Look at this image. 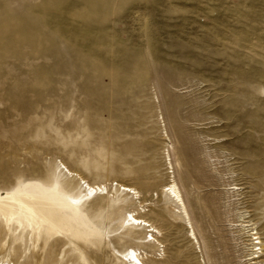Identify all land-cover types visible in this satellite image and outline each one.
<instances>
[{"label": "rangeland", "instance_id": "374dc122", "mask_svg": "<svg viewBox=\"0 0 264 264\" xmlns=\"http://www.w3.org/2000/svg\"><path fill=\"white\" fill-rule=\"evenodd\" d=\"M8 191L50 219L0 208V263L264 264V0H0Z\"/></svg>", "mask_w": 264, "mask_h": 264}, {"label": "bare ground", "instance_id": "6f19581e", "mask_svg": "<svg viewBox=\"0 0 264 264\" xmlns=\"http://www.w3.org/2000/svg\"><path fill=\"white\" fill-rule=\"evenodd\" d=\"M167 158L171 166V162H170L171 159L168 153H167ZM58 166H60L67 175L77 178L80 184L84 185V191L86 193L85 194L86 196L87 195L91 196L93 194L92 197H95L98 195L108 194V190L106 186L107 183H104V182L89 183L87 180L82 178L77 172H74L73 170H71L68 166H66L61 161L58 162ZM171 173L173 172L171 171ZM171 177L172 179L170 180V182L164 185L162 189L163 191L167 192L169 197L175 203L176 207L178 208L177 211H181L185 215L187 219V223L191 229L192 225L188 217V213L186 209L187 207L184 203L180 188L178 187L176 181L174 180V176H171ZM112 183L113 181L111 182V184ZM115 185L118 186V190L123 192V194L125 195L132 194V196L134 195L135 198H138L139 196L138 191H136L134 187L124 184V183H118V182H115ZM138 203H139L140 210L142 211V208L144 205H142L140 201H138ZM145 204H148V203H145ZM0 208L5 210L9 215H15V214L23 215L29 222H32V223L36 222V217L38 216V212H41L42 216H44L46 219H50L49 216L43 213L44 212L43 209L39 208L38 199L34 195L29 194V193L17 194V193L8 191L4 193V195H0ZM127 218L128 220L132 222L131 224L137 227H141V226L147 227L148 229L147 232H151L149 236L147 233L145 234V237L143 238L144 242L148 243L150 240L157 242L153 234L159 235L160 232L144 216L139 215L138 212L133 210V211H129L125 213V219ZM236 226L245 227V226H248V224L247 225L246 224L245 225L236 224ZM190 232L191 234H189L188 232V236L191 239H195L196 237L194 236L193 229H191ZM252 234H248V236ZM253 239H257V237H253L250 240H253ZM258 242L259 241H257V243ZM141 253L142 252L132 247L126 248V250L124 251V254H126V256L128 257L127 260L130 264H150V263L144 262ZM251 254L253 253H249L248 255H251ZM259 257L260 256L254 255L251 258H248V260L252 262L251 264H256L259 262V260L257 261L255 259H258ZM0 264H10V263L1 262Z\"/></svg>", "mask_w": 264, "mask_h": 264}]
</instances>
